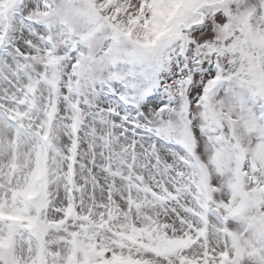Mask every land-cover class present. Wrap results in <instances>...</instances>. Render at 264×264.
<instances>
[{
    "label": "snow or ice",
    "instance_id": "6c2138e0",
    "mask_svg": "<svg viewBox=\"0 0 264 264\" xmlns=\"http://www.w3.org/2000/svg\"><path fill=\"white\" fill-rule=\"evenodd\" d=\"M0 264H264V0H0Z\"/></svg>",
    "mask_w": 264,
    "mask_h": 264
}]
</instances>
